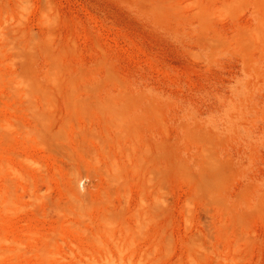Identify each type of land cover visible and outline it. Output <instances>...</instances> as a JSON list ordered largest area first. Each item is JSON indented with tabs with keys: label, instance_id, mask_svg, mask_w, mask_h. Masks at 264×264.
<instances>
[{
	"label": "rangeland",
	"instance_id": "1",
	"mask_svg": "<svg viewBox=\"0 0 264 264\" xmlns=\"http://www.w3.org/2000/svg\"><path fill=\"white\" fill-rule=\"evenodd\" d=\"M0 264H264V0H0Z\"/></svg>",
	"mask_w": 264,
	"mask_h": 264
}]
</instances>
